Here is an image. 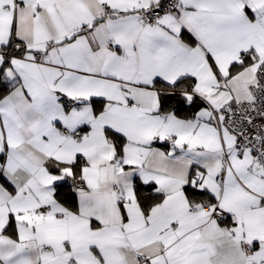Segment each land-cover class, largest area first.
Wrapping results in <instances>:
<instances>
[{"label": "snow or ice", "instance_id": "1", "mask_svg": "<svg viewBox=\"0 0 264 264\" xmlns=\"http://www.w3.org/2000/svg\"><path fill=\"white\" fill-rule=\"evenodd\" d=\"M0 264H264V0H0Z\"/></svg>", "mask_w": 264, "mask_h": 264}]
</instances>
